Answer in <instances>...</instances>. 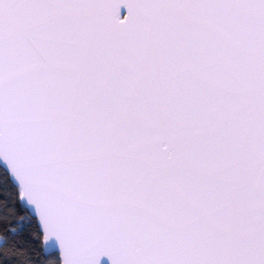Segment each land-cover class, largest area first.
Returning <instances> with one entry per match:
<instances>
[{
    "label": "snow or ice",
    "instance_id": "obj_1",
    "mask_svg": "<svg viewBox=\"0 0 264 264\" xmlns=\"http://www.w3.org/2000/svg\"><path fill=\"white\" fill-rule=\"evenodd\" d=\"M0 163L55 264H264V0H0Z\"/></svg>",
    "mask_w": 264,
    "mask_h": 264
},
{
    "label": "trees",
    "instance_id": "obj_2",
    "mask_svg": "<svg viewBox=\"0 0 264 264\" xmlns=\"http://www.w3.org/2000/svg\"><path fill=\"white\" fill-rule=\"evenodd\" d=\"M4 167L0 164V264H4L5 258L8 259L9 264H23L25 256L20 255L21 249L30 250L34 255H39L41 258H46L48 264H55L57 253L51 255H45L44 250L41 251L40 241L33 240L32 236L40 234V229L37 227L36 219L29 213L25 205L23 207L27 209L28 219L30 223L25 228V233L21 235L11 234L15 238L9 237L7 227L4 223V219L12 222L15 221L18 216L24 215L23 211L20 210V206L15 203L11 191H5L3 186L4 181ZM7 200L8 206H4V201ZM8 238V243L4 244L3 239Z\"/></svg>",
    "mask_w": 264,
    "mask_h": 264
},
{
    "label": "water",
    "instance_id": "obj_3",
    "mask_svg": "<svg viewBox=\"0 0 264 264\" xmlns=\"http://www.w3.org/2000/svg\"><path fill=\"white\" fill-rule=\"evenodd\" d=\"M122 14H126V9H124L122 11ZM2 166L3 164L0 163ZM4 167V166H3ZM5 169V168H4ZM26 206V208L28 209L29 213L32 214V216L36 219L35 217V213H34V210L31 209L30 206L24 204ZM36 222L38 223L37 219H36ZM41 231V230H40ZM44 253L47 254V255H51V254H54V253H57V250L55 248H53L51 245H47L44 247ZM102 264H110V261L108 260L107 257L103 258V261H102Z\"/></svg>",
    "mask_w": 264,
    "mask_h": 264
},
{
    "label": "rangeland",
    "instance_id": "obj_4",
    "mask_svg": "<svg viewBox=\"0 0 264 264\" xmlns=\"http://www.w3.org/2000/svg\"><path fill=\"white\" fill-rule=\"evenodd\" d=\"M0 242H1V238H0Z\"/></svg>",
    "mask_w": 264,
    "mask_h": 264
}]
</instances>
